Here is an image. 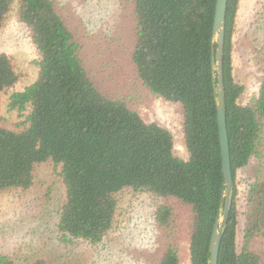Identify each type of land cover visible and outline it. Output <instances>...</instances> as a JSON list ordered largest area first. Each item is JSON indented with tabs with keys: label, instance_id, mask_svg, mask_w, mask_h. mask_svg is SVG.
Masks as SVG:
<instances>
[{
	"label": "trees",
	"instance_id": "obj_1",
	"mask_svg": "<svg viewBox=\"0 0 264 264\" xmlns=\"http://www.w3.org/2000/svg\"><path fill=\"white\" fill-rule=\"evenodd\" d=\"M239 1L227 0L225 11L221 71L233 183L217 264H264V174L261 168L253 177L242 174L261 160L264 74L256 93L242 103L243 86L233 75ZM13 2L36 51L37 75L8 97V107L26 116L18 130L0 124V192L28 189L36 165L50 161L60 166L65 189L54 224L59 240L105 247L120 209L118 194L129 190L153 206L158 249L149 264H179L177 239L183 232L188 263L209 264L225 187L211 66L216 0H130L134 81L176 108L185 157L178 154L173 131L145 121L124 98L102 91L55 0H0V33ZM260 2L250 47L264 61ZM18 77L12 57L0 51V93ZM178 208L184 209L181 217ZM127 223L135 225L130 218ZM257 237L263 242L254 248ZM0 264L18 263L0 253ZM25 264L77 263L39 256Z\"/></svg>",
	"mask_w": 264,
	"mask_h": 264
},
{
	"label": "rangeland",
	"instance_id": "obj_2",
	"mask_svg": "<svg viewBox=\"0 0 264 264\" xmlns=\"http://www.w3.org/2000/svg\"><path fill=\"white\" fill-rule=\"evenodd\" d=\"M60 15L67 23L81 46V56L102 91L122 97L145 121L155 120L176 135L178 154L185 157L177 133L176 108L160 100L140 87L132 74L128 58L131 47V2L130 0H55ZM263 0H240L237 12L234 39L233 75L243 86L240 101L246 103L258 89L264 74L261 52L250 47L253 35L252 21L257 5ZM16 2L6 15L0 33V51L13 59L19 74L16 83L0 93V124L18 130L26 113L8 107V97L13 91L23 89L37 75L34 46L27 35L26 27L16 19ZM261 39H264V31ZM259 49L264 42L258 44ZM25 111V110H24ZM259 164V165H257ZM264 174V127L261 160L254 161L244 169L245 177ZM65 196L60 176V166L50 161L36 165L33 183L26 190L13 189L0 192V253L25 264L34 257L44 256L53 261H71L77 264H147L158 249L153 243L155 229L150 217L153 206L143 194L124 190L118 194L119 210L113 231L105 247L69 244L58 239L54 229L56 210ZM180 217L184 209L178 208ZM128 216V218H127ZM135 224L127 227L128 220ZM184 223V219H180ZM142 233V235H141ZM263 240L257 237L253 247ZM179 264H189L187 237L183 232L177 239ZM149 264V263H148Z\"/></svg>",
	"mask_w": 264,
	"mask_h": 264
},
{
	"label": "water",
	"instance_id": "obj_3",
	"mask_svg": "<svg viewBox=\"0 0 264 264\" xmlns=\"http://www.w3.org/2000/svg\"><path fill=\"white\" fill-rule=\"evenodd\" d=\"M227 0H216L213 20V37L216 42V48H212L211 66L214 71L213 77L217 79L214 91L217 94V125L219 134V144L221 151V167L225 181V187L222 190V212L220 217L214 222L211 238L209 241V264H217L218 251L221 241V236L227 220L229 210L231 187L233 177L231 172L230 154L228 134L226 128V117L224 110V96H223V77L221 71L222 52L224 44V30H225V11Z\"/></svg>",
	"mask_w": 264,
	"mask_h": 264
}]
</instances>
